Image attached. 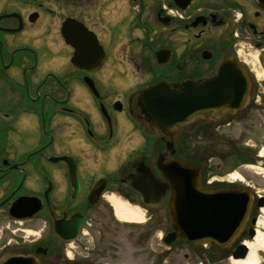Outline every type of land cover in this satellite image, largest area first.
Listing matches in <instances>:
<instances>
[{
	"label": "flooded vegetation",
	"instance_id": "1",
	"mask_svg": "<svg viewBox=\"0 0 264 264\" xmlns=\"http://www.w3.org/2000/svg\"><path fill=\"white\" fill-rule=\"evenodd\" d=\"M83 58L89 63L82 64ZM228 61L237 62L249 79L245 106L183 127L172 140V158L171 140L152 132L139 113V90L161 81L202 83ZM106 70L119 86L129 80L135 89L124 144L115 137L110 116L124 113V103L100 91ZM132 73L154 81L140 86ZM87 108L95 121L108 122V135L94 125ZM235 137L264 140V2L0 0V264H23L10 258L26 255L33 258L29 264H63L71 243L89 251L92 241L103 249L81 264H167L174 256L218 264L231 263L241 248L248 255L264 237V194L249 184L209 181L210 160L204 157H244L259 164V153L235 144ZM202 140L205 147L194 143ZM124 152L128 156L121 163ZM60 158L75 161L74 174ZM173 162L200 169L202 186L213 191L251 189L250 216L228 246L194 247L179 237L167 245L176 232L173 188L158 167ZM134 182L150 195L144 197ZM107 194L140 208L144 226H119L124 223ZM28 198L41 204L32 219L22 206ZM29 227L40 229L37 239H28ZM72 236L74 241L67 240ZM69 264L79 263L73 257Z\"/></svg>",
	"mask_w": 264,
	"mask_h": 264
},
{
	"label": "water",
	"instance_id": "2",
	"mask_svg": "<svg viewBox=\"0 0 264 264\" xmlns=\"http://www.w3.org/2000/svg\"><path fill=\"white\" fill-rule=\"evenodd\" d=\"M248 90L249 80L244 70L236 62L228 61L220 67L215 77L205 82L185 81L177 86L160 82L141 90L138 107L149 129L171 140L167 148L170 156L175 157L172 140L183 127L198 118L236 112L247 100ZM72 164L71 171L74 174L76 168ZM158 168L173 188L170 206L176 234L168 242L169 245L175 242V237L180 236L193 246L207 243L225 247L239 236L251 212L250 193L207 190L201 185V175L197 168L179 163ZM133 186L144 197L150 195L146 187L137 185V182ZM145 202L151 204L147 199ZM19 205L20 202L16 204L17 210ZM25 205L28 218L35 217L40 211L37 200L28 199L27 203L23 200L22 206ZM234 257L244 259L246 249L238 250ZM32 259L31 256L11 257L13 262L23 261V264H29L26 260Z\"/></svg>",
	"mask_w": 264,
	"mask_h": 264
},
{
	"label": "rangeland",
	"instance_id": "3",
	"mask_svg": "<svg viewBox=\"0 0 264 264\" xmlns=\"http://www.w3.org/2000/svg\"><path fill=\"white\" fill-rule=\"evenodd\" d=\"M111 60L112 56H111ZM110 60V61H111ZM107 70L102 72V77H101V81H100V91L102 93V95L104 97H108V98H114V99H120L123 103H124V113H112L111 116V124L113 126V131L115 134V137H117L118 141L120 142V144H124L125 138H126V134L128 132V126H131V118H132V114H131V108H130V97L133 93V89L134 87L131 86V82L128 80L127 81V85L124 86H119L117 81L114 78H111L110 75H106ZM111 74H113L111 72ZM134 78V83H137L138 85L141 86V84L143 82L147 83L150 81H154V79L150 78V77H142L141 75L132 73L131 75ZM260 77V76H259ZM258 77V79H259ZM260 80V79H259ZM135 91V89H134ZM87 110L90 111L89 115L92 118V121L94 122V125L96 126V124L100 127H104L103 131L105 133V135H108L109 132V125L108 122L102 118V117H98L95 121V117L93 115V112L87 108ZM99 115V112H97ZM239 130H235V133L238 134ZM211 142V141H210ZM235 144H239L240 147L245 148V149H249V150H253V151H257L258 153H262L264 151V140L256 137V138H236L234 139ZM195 144H199L201 143V146L205 147L206 141L202 140V141H195ZM193 143V144H194ZM194 144V145H195ZM243 145V146H242ZM142 150V147L140 148L139 151ZM125 153V152H124ZM123 153L121 162L123 161V163L125 162V158H127L128 154ZM139 153V152H138ZM127 154V156H126ZM216 154H220V152L216 151ZM137 155V154H136ZM207 159H209V163H208V174H209V181L215 180V181H224L225 184L224 185H229V182L234 181L237 178L238 183H241L242 185L246 186L247 184H249L250 186H254L256 187L257 190H260L261 192H263L264 194V166H262V163L253 165L249 162H247L245 159L242 158H230L229 156H221V155H209V156H204ZM86 164V162L84 163ZM251 190V189H249ZM262 194V193H260ZM107 199L109 198H114V195L112 194H107L106 195ZM117 199V198H116ZM119 200V199H117ZM109 204V203H108ZM110 205V204H109ZM128 206V205H127ZM129 207V206H128ZM129 208H133V207H129ZM106 214L109 215L110 210L107 209L105 210ZM147 218H144V222L146 221ZM144 222L140 225L138 224H121L119 223V226H125V227H142L144 226ZM107 225H110V222H106ZM40 232V229H33L31 227H29L28 229V239L29 240H34L37 239L40 234H38ZM37 233V234H35ZM87 246V245H86ZM68 252L65 250L64 252V257H63V264H69L71 259H74L76 261H78L79 264H81V262L83 260L86 259V256H88V254H90L93 250L96 252L98 250H102L103 246H101V244L97 241H92V243L89 244L88 246V250H85V246H81V244L79 243H74L71 244V247H68ZM187 252V251H186ZM185 251L182 253V255H184L186 253ZM125 258H128L127 256ZM167 264H193V262L191 260L189 261H185L183 259V257H178V256H174L172 257L170 260L167 261ZM218 264H231L230 262H221Z\"/></svg>",
	"mask_w": 264,
	"mask_h": 264
},
{
	"label": "bare ground",
	"instance_id": "4",
	"mask_svg": "<svg viewBox=\"0 0 264 264\" xmlns=\"http://www.w3.org/2000/svg\"><path fill=\"white\" fill-rule=\"evenodd\" d=\"M253 62L257 64L256 55L253 57ZM261 157H264V151L261 153ZM234 181H237V178ZM108 201L114 208L119 221L129 224L144 222V216L139 209L129 208L115 197L109 198ZM259 251H264V237H259L257 243L249 248V253L244 259H235L231 264H259Z\"/></svg>",
	"mask_w": 264,
	"mask_h": 264
}]
</instances>
